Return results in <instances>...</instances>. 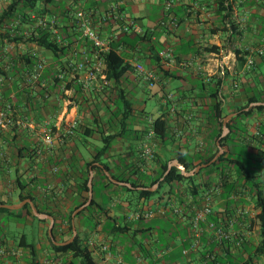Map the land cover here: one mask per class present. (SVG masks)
Returning a JSON list of instances; mask_svg holds the SVG:
<instances>
[{
    "label": "crops",
    "instance_id": "0c3cea01",
    "mask_svg": "<svg viewBox=\"0 0 264 264\" xmlns=\"http://www.w3.org/2000/svg\"><path fill=\"white\" fill-rule=\"evenodd\" d=\"M12 1L0 0V16ZM233 1L234 11L227 23L233 24L235 30L227 32L226 25L216 14L217 0H41L40 10L49 16L60 17L64 37L67 24L77 22V31L81 32V24L87 18L92 20L103 38L120 33L115 23L105 25L99 19L117 4L126 17L137 21L143 32H154L153 40L161 42L162 49L172 51L176 62L170 66L154 63L147 56L125 57L132 66L131 71L119 86L109 82L103 91L96 85L90 90L85 89L80 80L82 77L69 71L65 73V81L56 87L52 77L66 60L56 62L49 52L25 42L35 28L32 20L20 16L1 25L0 113L6 114L9 124L0 128V200L13 205L20 203L22 196H33L38 208L58 217L57 237L66 238L68 225L62 221L86 196L79 190L87 177L86 168L103 146V138L116 136L102 163L93 162L90 167L98 168L93 170L96 206L75 218L78 235L88 244L97 264H138L139 258L144 264H264L263 239L257 220L261 210L250 190H245L241 197V191L235 190L230 201L222 196L215 205L219 213L217 220L221 223L225 222L223 211L227 206L229 211L247 209L251 212L246 219L252 224L251 231L246 229L243 218H238L230 228L241 246L236 247L234 239L219 245L206 230L200 238L199 250L185 256L184 249H188L193 241L187 221L170 214L141 221L130 217L139 206L159 207L168 194L177 188L188 189L192 182L176 184L172 192L168 189L150 200L136 201L122 186L108 185L102 177V167L106 165L112 177L130 181L144 180L145 176L155 178L163 164L169 166L177 160L178 153L193 157L194 164H198L197 157H208L213 151L219 127L211 109L217 101L222 102L225 119L232 114L239 115L237 109L250 99L264 98V57L253 54L254 66L246 67L251 51L264 39V0ZM62 13L66 14L64 19ZM28 15L34 17L32 13ZM170 21H176L178 27L161 26ZM8 36L12 40L23 36L24 41H11ZM76 37L81 42L73 50L84 56L86 48L82 36ZM229 37L233 45L227 51L225 46ZM211 46L221 48L219 60L212 58L215 53L206 51ZM236 50L245 54L243 66L237 63ZM28 55L36 57L33 67L26 62ZM222 58L229 68L225 78L220 77L217 70ZM43 60L46 62L44 72L38 79H32L39 61ZM135 62L157 75L156 85L149 87L138 75ZM160 67L168 75L159 73ZM209 74L212 75L210 78L207 77ZM119 90L131 103L130 110L120 100ZM44 91L51 92V97L43 99ZM216 91L217 97L212 96ZM151 97L159 100L160 105L152 106L151 112H147ZM163 113L169 120L168 138L164 142L155 136L148 137L150 119L155 120ZM59 121H62L61 125L54 128ZM240 127L247 133L241 132ZM49 128L53 130L51 146L45 142V132ZM260 131L264 132V113L237 118L232 124L228 143L234 156L244 153L248 147L250 170L264 189V167L260 164L264 147L257 140L262 137ZM200 145L203 146L201 151ZM147 146L155 152V158L149 163L141 159ZM235 174L232 170L233 178ZM217 181V174L208 169L195 183L207 188ZM4 220L18 230L35 223V219L25 213L23 218L6 215ZM6 226L3 225L1 232L0 252L3 254L0 264H32L33 261L47 264L51 259H73L71 255L59 258L51 251L46 239L49 224L38 221V240L34 243L29 241L26 233L11 235ZM90 242L96 246H89ZM30 244L35 246V260L26 248ZM100 245H106L109 252L101 250ZM14 252L20 255H11ZM209 255L214 259H209ZM75 262L79 263L78 260Z\"/></svg>",
    "mask_w": 264,
    "mask_h": 264
},
{
    "label": "trees",
    "instance_id": "16d2710c",
    "mask_svg": "<svg viewBox=\"0 0 264 264\" xmlns=\"http://www.w3.org/2000/svg\"><path fill=\"white\" fill-rule=\"evenodd\" d=\"M41 0H13L8 7H6L1 16H0V27L3 25L6 21H15L17 17L24 16L28 19L32 20V23L34 24V31L32 34L25 39V42L27 43H33L35 44L39 49L49 52L52 56V58L57 62L66 60V64L61 65L60 71H57V75H53L54 84L56 87L60 85V83L64 82L66 79V75H64L63 79L59 77L61 73L68 72L65 68V65L71 61V59H74L71 55L72 50L74 49V46L76 44H79L80 39L76 37V35L81 36V32H78L79 29L77 22L72 24H67L65 29V37L64 41L67 42L66 47H61L56 40L52 37L50 33H48L46 30H43V28L36 27L37 19L42 16H47L46 12L43 10H40L39 4ZM234 11V1L233 0H217V7H216V14L221 17V20L224 25H226L225 31L229 32L231 30H235L233 28V24H228L227 21L230 20L232 17V13ZM107 12V11H106ZM32 13L34 17H31L30 14ZM108 14V13H107ZM19 15V16H18ZM66 14L62 13L61 18L64 19ZM60 18V17H59ZM129 19L128 17H126ZM131 19V18H130ZM134 20V19H133ZM60 21V20H59ZM136 21V20H135ZM103 23L102 21H100ZM116 26H121L122 22L119 20H115L114 18L108 20V22L104 23L106 24H114ZM163 28H168L166 26L161 25ZM95 27V26H94ZM154 32L152 31H146L143 32V34H138L136 32H130V33H118L116 32V35H114L115 41L112 44V49L109 53L104 54L102 56L104 62L106 63V78L108 82L113 83L115 86H119L122 80L126 78V75L128 72L131 71L132 66L125 60V57L127 56H137L138 58L142 57H149L152 62L159 64L161 62L159 58V52L163 48V44L158 41L153 40ZM7 39V37H6ZM8 39L11 41H24L23 36H17L15 39H11L10 36H8ZM83 47L86 48V55L89 58L94 57V50L91 45V43L85 39L82 38ZM81 42V41H80ZM226 46L225 48L227 51H230L232 49V39L229 37L226 40ZM221 48L217 46H211L210 48H206V51L209 53H215L219 54ZM77 51V50H76ZM78 52V51H77ZM236 56H237V63L241 66L244 65L245 54L241 52L240 50H236ZM75 57V56H74ZM82 55L79 53L77 58H81ZM26 62L29 66L33 67L36 65V57H33L32 55L26 56ZM159 73L168 75V72L164 71L161 67L159 69ZM77 77H79L77 75ZM76 78V77H74ZM78 79V78H76ZM216 86L219 88L220 84L219 82L216 83ZM45 88H43L44 90ZM106 89V88H105ZM51 92L44 91L43 92V99H47V97H51ZM119 96L120 100L125 104L126 109L130 110L132 108L131 103L125 98L122 90H119ZM214 97H217V91L212 95ZM264 103V98L262 97H255L250 99L247 104L237 109L236 112L239 113L237 118H248L251 117L255 112L264 113V105L259 107H254L250 109L249 111H245L252 103ZM211 113L213 116V119L216 120L219 131L215 138L214 144H213V151L211 154L208 155V157H197L199 158L200 162L198 164H194V158L187 156L182 153H178L176 155L177 160L186 168V171H192L197 166L202 164H208L211 162L217 153L219 152V148L217 146L218 140L221 138L223 133V120H224V114L222 109V102L217 101V103L212 107ZM237 118L229 119L227 122V126L230 130L229 135H227L225 138L221 139V146L223 149L226 150V152L210 167L206 169H202L199 174H197L194 177L187 178L183 175L182 171L178 168H173L169 174L166 175L168 170V163L163 164L161 167V170L159 174L155 178H151L148 176L144 177V180H138V181H130L126 180L124 178H120L117 176H113L115 180H118L120 182H126L130 183L134 189H130L127 187H122V189L127 192L128 194L132 195L136 201H140L141 199L150 200L154 198L155 196L159 195L161 192V189L163 185H168L170 192H172L173 187L177 184H182L183 182H192V192L196 195L199 194L200 191L203 190L204 185L198 184L196 185L195 180L199 175H201L203 172L207 171L208 169H211L214 173L217 174L218 179L222 180L224 182V195L223 197L226 199H229L230 195L235 190H240L241 195L245 190H250L254 197L256 198V204L258 208H260V213L257 215V220L260 224V230H261V237L263 239V252H264V189L261 187V183L257 181V179L254 177L253 172L250 170L249 163L247 162V159H249L246 146V151L244 153H240V155L234 156V152L230 148L229 139L231 137L232 133V124L235 122ZM153 129L155 132V137L160 139L161 141H165L168 138V130H169V120L167 117V114L163 113L158 118H156L153 122ZM241 132L247 133L246 130L242 127L239 128ZM262 134V137L257 140H259L264 147V132L260 131ZM116 136H105L103 138V146L99 151L96 152L95 159L93 162H99L102 163V158L109 152V150L112 147L113 141H115ZM93 162L88 165V168H86V174L87 177L84 181V183L80 186L79 190L82 193H86V196H84L82 202L74 208V210L67 216L63 218L62 222H65L68 225V234L66 238H58L56 234L57 230V224L56 221L58 220V217L54 215L51 212L44 211L35 203V198L31 195L22 196L20 198V201H24L26 199H32L35 203L38 211L40 213L48 214L52 216L55 219V226L53 229V234L55 237L56 242H67L70 240V238L73 235V225H72V215L74 211H76L78 208L83 206L87 201L89 197V188H88V181L90 176V167L93 166ZM261 166L264 167V158L260 160ZM105 169L107 171H110V168L106 165H104ZM98 169L97 167H93V170ZM232 170H235V177H232ZM102 177L104 180H106L108 185H114L105 175L104 172H102ZM149 181H146V180ZM156 184H159L158 189L155 192H151L149 190H142L139 191L138 188H153ZM189 188V187H188ZM94 184H93V192H94ZM7 204L6 201L0 200V205ZM96 206V201L93 199L92 204L86 208L84 211L79 213L76 218L80 217L82 214L89 212L93 207ZM24 213L26 216H31L35 220H38L39 222L48 223V220H40L38 218H35L33 216V213L31 211V208L29 205H25L21 210L18 211H12L9 209L2 208L0 209V216L1 215H7L8 217H14L15 219H20L24 217ZM2 230L3 225L2 221L0 220V239L2 238ZM25 239V238H24ZM46 239L48 242V245L55 254L60 258L62 256L71 255L72 260L64 259L63 261L56 259L57 261H61L62 264H97L93 258L92 251L89 249L88 244L83 243L81 241L79 235H77L76 239L65 246H59L54 244V242L51 240L48 231L46 232ZM31 252V255L33 257V260H35L36 251L35 246L30 244L26 246ZM75 260L79 261V263L75 262ZM32 264H36V262H32Z\"/></svg>",
    "mask_w": 264,
    "mask_h": 264
},
{
    "label": "built area",
    "instance_id": "2783aa9c",
    "mask_svg": "<svg viewBox=\"0 0 264 264\" xmlns=\"http://www.w3.org/2000/svg\"><path fill=\"white\" fill-rule=\"evenodd\" d=\"M112 18L122 22V25L118 27L121 33L136 32L138 34H143V31L138 25L137 21L133 19H127L126 16L120 11V8L117 4H113L111 6L110 13L99 16L100 21L103 23L108 22V20ZM162 25L166 27L171 26L172 28L178 27V23L176 21L163 22ZM36 27L43 28V30H46L52 35V37L61 47H66L67 42L64 41V36L62 35L61 31V24L57 15H47L38 18ZM81 32L82 38L91 43L94 50V57L89 58L85 54L79 59L77 58L79 55L78 52L76 50H72L71 55H73L72 57L74 59H71V61L67 64L66 69L72 74L80 75L82 77L80 80L82 81L83 87L85 89L90 90L94 85H96V88H98L99 91H103L108 86L109 82L105 73L107 66L102 56L111 51L115 38L114 36L103 38L94 27L90 18L85 19L81 24ZM253 54L259 57H264V39L262 40L259 47L251 51V56H249L246 62V67L248 69L254 66L255 62L252 56ZM219 57V54L212 55V58L217 60H219ZM159 58L162 64L166 66H170L176 62L172 51L169 49H162L159 52ZM135 65L138 75L142 77L149 87H153L157 84V75L153 71H146L140 64H138V62H135ZM45 68L46 62L44 60L39 61L37 71L32 76V79H38L39 75L44 72ZM217 70L220 77H226L229 68L228 64L224 62V58H222V61H218ZM64 75L65 72L61 73L59 77L63 79ZM211 76L212 75L209 74L207 77L210 78ZM61 122L59 121L58 123H55L54 128H57L58 125H61ZM153 122L154 120L150 119L151 126L148 131L149 138L155 136L152 126ZM7 124H9V119L7 118L6 114L3 112L0 113V128L5 127ZM52 133V128L47 129L45 132V142L49 146H51L53 143ZM202 147L203 146L200 145V151ZM154 158V149L147 146L141 154V159L144 162L149 163L153 161ZM190 188L192 189V185L189 186L188 189L177 188L173 193L168 194L165 199L163 198L161 205L157 208L147 209L143 206H139L130 218L134 221H141L151 220L156 216L166 217L168 214H170L181 221H187L192 232L193 241L188 249H184L183 254L185 256L189 255L191 252H196L199 250L201 245L200 238L206 232V230L211 233V236L219 245H226L227 243L232 242L234 239L235 246L240 247L241 242L236 241L237 235L230 228H232L234 222L238 221V218H243L245 219L244 222L246 229L251 231L252 224L246 221V219L252 215L251 212L247 209H241L236 211L232 210L234 214H231L232 211H229V206H227L223 211L225 212V222L221 223L217 220L219 213L215 210V205L220 197L224 195V182L218 179L216 183L209 185L207 188L204 187L203 190L196 195L192 192V190H190ZM230 200L231 198L229 197L227 201ZM89 246L95 247L96 244L94 242H90ZM99 247L101 250L109 252L106 245H100ZM2 254L3 252H0V255ZM11 255L19 256L20 254L14 252L11 253ZM209 259L212 260L214 257L209 255ZM47 264H62V262L51 259L47 260ZM138 264H144V260L139 258Z\"/></svg>",
    "mask_w": 264,
    "mask_h": 264
},
{
    "label": "water",
    "instance_id": "95a60500",
    "mask_svg": "<svg viewBox=\"0 0 264 264\" xmlns=\"http://www.w3.org/2000/svg\"><path fill=\"white\" fill-rule=\"evenodd\" d=\"M262 105H264V103H252L247 109H245V111L247 112L250 109H252L253 107H259ZM236 115H238V114L236 113V114L229 115L224 119V121H223V133H222L221 138L217 142L219 152L217 153V155L215 156V158L211 162H209L208 164L199 165L194 170L187 172L185 166H183L178 160H174L171 164H169L166 175L169 174L173 168H178L179 170L182 171L183 175L186 176L187 178L194 177L197 174H199L202 169H206V168L210 167L213 163H215L225 153V150L221 146V139L225 138L226 135L229 133V128L227 126V122L229 119L233 118ZM102 168H103L106 176L109 178V180L112 183L119 185V186H122V187L134 189V187L130 183L119 182V181L115 180L104 167H102ZM93 176H94L93 169H90V178L88 181V188H89L88 201L73 213V215H72L73 235L70 238V240H68L67 242L59 243V242L55 241V237L53 234V229L55 226V219L48 214L40 213L32 199H26V200H24L18 204H13V205H7V204L0 205V209L5 208V209L12 210V211H18V210H21L25 205H29L31 208V211L33 213V216L35 218H38L40 220H48L49 221L48 234H49L51 240L54 242V244L59 245V246L68 245V244L72 243L78 235V231H77V228L75 226L76 216L92 204L93 194H94V192H93ZM158 186H159V184H156L153 188H150V189L138 188V190L139 191L149 190L151 192H155L158 189Z\"/></svg>",
    "mask_w": 264,
    "mask_h": 264
},
{
    "label": "rangeland",
    "instance_id": "374dc122",
    "mask_svg": "<svg viewBox=\"0 0 264 264\" xmlns=\"http://www.w3.org/2000/svg\"><path fill=\"white\" fill-rule=\"evenodd\" d=\"M154 105H160L159 100L151 97V100L148 103V108L146 109V111L151 112V107ZM168 189H169L168 185H163L161 192L167 191ZM5 217L6 215H1L0 220L2 221L3 225H7L6 227L9 228V232L11 235L20 236L22 233H26L30 242L34 243L38 240V233H37L38 220H35V223L33 225H25L23 229L18 230V228L15 225H12V223H9L7 220H4ZM46 224L48 226V223Z\"/></svg>",
    "mask_w": 264,
    "mask_h": 264
}]
</instances>
